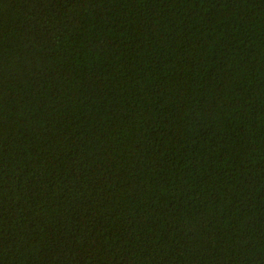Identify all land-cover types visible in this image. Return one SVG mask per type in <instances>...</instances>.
<instances>
[{
	"label": "trees",
	"instance_id": "trees-1",
	"mask_svg": "<svg viewBox=\"0 0 264 264\" xmlns=\"http://www.w3.org/2000/svg\"><path fill=\"white\" fill-rule=\"evenodd\" d=\"M0 264H264V0H0Z\"/></svg>",
	"mask_w": 264,
	"mask_h": 264
}]
</instances>
